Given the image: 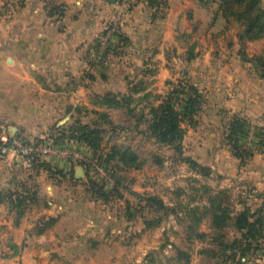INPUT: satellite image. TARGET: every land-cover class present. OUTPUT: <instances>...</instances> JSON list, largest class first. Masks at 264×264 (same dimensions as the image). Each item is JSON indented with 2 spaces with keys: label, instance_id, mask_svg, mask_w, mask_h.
I'll return each mask as SVG.
<instances>
[{
  "label": "crops",
  "instance_id": "obj_1",
  "mask_svg": "<svg viewBox=\"0 0 264 264\" xmlns=\"http://www.w3.org/2000/svg\"><path fill=\"white\" fill-rule=\"evenodd\" d=\"M53 1L61 5V15L50 17L43 0H17L14 16H0V124L11 123L15 134L25 130L22 124L51 122L50 106L43 104L47 93L71 91L72 85V91L91 89L98 95L127 93L133 78L153 75L173 80L179 72L205 95V106L187 129H191L192 139L203 141L201 146H206L208 156L215 157L225 147L221 140L234 120L244 121L246 129L252 122L250 117L264 118V95L258 91L259 86L264 89V78L241 56L239 24L228 23L216 3L204 7L197 0H164V6L149 8L142 0L123 13L119 0ZM7 3L2 1L1 5ZM107 28L117 29L119 34L111 37L112 50L97 52L98 60L92 65L89 56L97 51ZM262 41L250 42L247 47ZM125 54L131 55L128 63L114 61L116 55L121 60ZM74 76L79 77L78 83H70ZM144 87V92L155 88L163 99L166 95L162 91L168 90L170 83H144ZM158 103L160 100L155 105ZM72 109L88 107L69 105L62 120L73 116ZM244 137L238 134L239 140ZM52 160L65 176L73 172L67 160ZM213 160L208 163V174L210 168L219 166ZM5 163L20 168L11 155ZM9 180L0 179V190L26 188L21 181ZM56 187L48 183L41 192L50 197ZM48 205L38 207V211L32 208L18 221L6 204L0 205L1 231L14 236L8 245L0 244V253L4 252L0 264H15L17 260L21 264H56L60 252L70 254L66 264H118L120 249L134 250V243L107 239L115 230L105 229L103 235L98 214L64 208L55 201ZM48 217H58L57 223L36 235V224ZM146 255L127 264H139Z\"/></svg>",
  "mask_w": 264,
  "mask_h": 264
},
{
  "label": "rangeland",
  "instance_id": "obj_2",
  "mask_svg": "<svg viewBox=\"0 0 264 264\" xmlns=\"http://www.w3.org/2000/svg\"><path fill=\"white\" fill-rule=\"evenodd\" d=\"M2 1L8 2L7 6H2ZM16 1L17 0H0V16H14ZM162 5L164 6V3ZM132 7L124 8L122 12H128ZM115 34L119 33L116 32ZM110 45L109 43L104 53L108 50H112ZM93 52L103 53L98 50ZM246 53L248 55L263 54L264 41L253 46H248ZM116 54H118V52ZM97 56L98 53L89 56L92 65L98 60ZM241 56L244 58L243 55ZM124 57L125 58L119 60V56L116 55V60L114 61L119 63V65L126 64L129 62L131 55L125 54ZM137 78L143 79L144 83H170L168 90L165 89L162 91V94L166 96L177 86L183 87L192 85L180 72L173 80L153 75L148 76L147 79L144 77ZM78 79V76H74L70 83H78ZM61 83L64 85L63 81ZM70 88L71 91L65 90L47 93V98H44L45 102H43V104L51 107H49L48 110L51 111L50 115L54 117L48 124L40 121L22 124L21 126L25 129L20 134L21 138L24 139L23 141L40 142L41 137H48L55 143L54 137H58L56 129H54L55 126H70L76 118H81L83 123H90L96 118V115H93L90 111L96 109H98V111L107 112L117 125L134 123L133 120L127 122L125 120V114L122 111L109 110L103 107L94 109L93 102L96 95H98L97 90L77 89L72 91L73 85L70 86L69 89ZM184 89L185 92H183V90L178 95L179 98L176 102V106L182 105L185 101L187 90L186 88ZM258 91L264 95L263 86H259ZM149 93L152 96V103L155 104L157 101H154V96L160 95L159 92H157L155 88H152ZM137 97L138 96H135L136 99ZM147 104L148 100H141L138 106V113L141 110H145ZM69 105H76L79 107L86 105L88 110L72 109L73 116L71 117L68 115L64 118L65 122H63L64 119L62 120V118ZM86 111L88 112L86 113ZM259 117L249 118L252 119V122H249L246 128L244 133L245 137L241 140H237V146L240 147L239 151H235L234 147H232V141L227 139L229 134L227 132L225 140H221L225 147H223L215 157L207 155L205 150L206 146H201L203 141L197 138L192 139L193 135L192 132H190L191 129H187L189 123L184 122L185 131H189L183 143L184 157H188L199 164L201 163L200 165L205 168H207L211 159H216V162L213 160V163H218L219 166L210 168L211 172L209 174H205L203 171H200V169L194 168L190 162L187 163L177 160L175 152L140 135L137 129L131 128L128 130H121L117 138H111L110 133L105 134L102 147L104 151H108L114 144H120L125 147L131 146L138 155L140 159L139 162L143 163L139 169H117L114 174L110 166L108 168L104 167L103 164L98 161V154L95 155L87 147L76 141L64 139V141L57 144L63 147L67 146L70 154L68 158L60 157L58 159L70 162L73 168L72 173L76 171V168H82L84 170V177L80 179L79 182L73 181L71 178L72 173L68 176H62L59 171L63 170L59 167L58 163H54L50 158L47 160L43 159L42 162H40L41 159H39L40 164L44 163L48 165L53 172L50 171L42 174V170H37L36 168L27 170L22 166L18 168L16 165L9 167L6 165V161L0 162V179L21 181L26 187L30 186L33 187V189L40 187L38 193L40 197H42V200L46 199L47 201L60 202L63 204L64 208L72 206L75 210L82 213L98 214L99 217H101L98 226L104 229L102 232L103 235L105 229L113 228L115 230L114 233H109L111 236H106L107 239L111 240L114 238L118 239V242L123 244H135L133 251H128L127 249H120L118 251V264H127L133 260H140L145 254L152 250H159L167 243H175L177 246L190 253V264H204V261L200 260L199 255L200 250L205 247L204 244L195 239H188L174 216L165 215L163 211L148 206L145 200L150 196L158 197L163 200L166 207L175 208L178 214L184 217V221L186 220L185 209L179 208L178 203L182 202L183 205H195L196 202H199V198L204 192V187H210L215 190H227L230 195L232 206L236 210H241L245 206L251 207L253 210L260 207L264 202V118ZM3 125L9 129L14 127L9 122ZM257 132H259L260 135H258ZM197 145H200V149ZM83 147H85V149ZM198 152L200 156H193L194 153ZM236 153H240L241 155L238 156ZM76 155H79L81 159L76 157ZM160 161H162V163H159ZM89 180L96 182L103 191L111 192L115 189L117 194H111L108 202L95 200L92 194L88 192V184L86 185V182L88 183ZM48 183L53 185L55 183L57 185L55 192H53L50 197L47 195L44 196L43 193L45 191L41 192L43 187ZM116 183L119 184L116 185ZM38 207H43V203ZM38 207L33 208H35V211H38L40 209ZM54 214L58 215L56 210ZM147 222H150L151 225L147 226ZM201 229L207 230L205 223L202 225ZM1 230L0 228V244L3 243V245H8V243H11V238L14 236H11L7 231ZM176 232L179 233V236L176 235ZM12 253L16 255L19 254L18 251H12ZM56 255H61L59 256L60 258L56 259V264H66L70 259V254L68 253L60 252ZM173 255L174 251L172 247L167 244L162 249L161 253L158 254V261H161V263L156 264H175L174 261L169 260V257ZM243 262L244 264H264V240L261 241L259 250L248 258L243 259ZM15 264H21L20 260H17Z\"/></svg>",
  "mask_w": 264,
  "mask_h": 264
},
{
  "label": "trees",
  "instance_id": "obj_3",
  "mask_svg": "<svg viewBox=\"0 0 264 264\" xmlns=\"http://www.w3.org/2000/svg\"><path fill=\"white\" fill-rule=\"evenodd\" d=\"M43 1L45 10L50 17L61 15V5L53 0ZM143 1H146L149 8H154L164 3V0ZM197 1L204 7L216 3L218 10L228 23L235 22L239 24L237 39L241 46V53L244 59L250 62L257 73L264 78V53L252 57H249L246 53L248 43L264 40L263 0ZM144 88L143 79L133 78L127 93L108 92L103 95H96L93 102L97 107L122 111L125 114V120L127 122L133 120L134 123L117 125L107 112L92 110L90 113L96 115V118L90 123H83L81 118H76L70 126H55L54 129H56L58 134V137H54L55 143H60L64 139L76 141L87 147L95 155L98 154V161L104 167L108 168L110 166L112 173L115 174L117 169H139L143 163L139 162L140 159L131 146L125 147L120 144H114L108 151H104L102 141L107 133H110L111 138H117L121 130L134 128L137 129L140 135L175 152L177 160L190 162L194 168L208 174L207 168L188 157H184L183 152V140L186 133L183 124L184 122L193 123L195 117L205 106V95L192 85L177 86L163 99H161L160 95H155L154 101L160 100V103L155 105L151 101V94L144 92ZM184 88L187 90L186 98L182 105H179V108L176 106V102L180 92L183 90L185 92ZM135 96H138L137 99ZM143 99L148 100L146 111L141 110L138 113V106ZM245 126L244 121L237 119L234 120L227 130L229 133L227 139L232 141V147H234L235 151L240 150V147L237 146L238 134L245 133ZM257 134L260 135L259 132ZM14 137L22 139L19 134H15ZM236 154L238 156L241 155L240 153ZM159 163H162V161ZM34 168L47 172L51 171V168L44 163H37ZM59 173L65 176L63 171H59ZM71 178L74 182L80 181L75 178L74 173H72ZM118 184L116 183V185ZM86 185L88 186V192L92 194L95 200L108 202L111 194H117L115 189L111 192L103 191L94 181L89 180ZM203 191L199 202H196L195 205L178 203L179 208L185 209L186 222L175 208L166 207L163 200L158 197L150 196L145 201L148 206L163 211L165 215L174 216L188 239H195L204 244L205 247L199 252L200 260L204 261V264H244L243 259L258 251L261 241L264 240V202L254 210L248 206L241 210H236L232 206L227 190H215L210 187H204ZM41 198L38 190L33 188L0 190V205L6 204L10 212L15 215L17 221L31 211L33 207L40 206L41 203H43L44 208H48L49 201ZM57 221L58 217L41 218L36 224L35 234L41 235L45 233ZM204 223L207 230L201 229ZM146 225L149 226L151 223L147 222ZM176 235L179 236V233L176 232ZM167 244L174 251V255L169 257L170 261H174L175 264L183 262V264H190V253L175 243ZM166 245L159 250H152L147 253L144 261L139 264L161 263V261H158V254L161 253Z\"/></svg>",
  "mask_w": 264,
  "mask_h": 264
},
{
  "label": "built area",
  "instance_id": "obj_4",
  "mask_svg": "<svg viewBox=\"0 0 264 264\" xmlns=\"http://www.w3.org/2000/svg\"><path fill=\"white\" fill-rule=\"evenodd\" d=\"M119 2L124 9L134 6L138 0H119ZM115 32V28H110L99 38L98 51H104L106 49ZM96 53L93 52L92 54L95 55ZM40 140V142H25L20 138L12 136L11 130L3 124H0V162L7 161L11 155L14 162L19 163L20 166L27 170H31L35 164L39 163V159L42 162L43 159L47 160L48 158H68L70 153L67 146H60L48 137H41ZM76 157L81 159L79 155H76Z\"/></svg>",
  "mask_w": 264,
  "mask_h": 264
},
{
  "label": "water",
  "instance_id": "obj_5",
  "mask_svg": "<svg viewBox=\"0 0 264 264\" xmlns=\"http://www.w3.org/2000/svg\"><path fill=\"white\" fill-rule=\"evenodd\" d=\"M10 130H11V135L14 136L16 128L12 127V129L10 128ZM83 177H84V170L82 168H77L75 171V178L80 180Z\"/></svg>",
  "mask_w": 264,
  "mask_h": 264
}]
</instances>
